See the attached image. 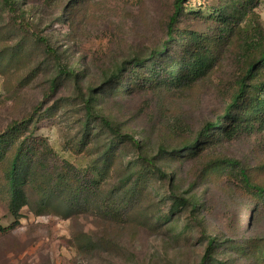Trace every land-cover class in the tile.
Listing matches in <instances>:
<instances>
[{
	"label": "trees",
	"instance_id": "trees-1",
	"mask_svg": "<svg viewBox=\"0 0 264 264\" xmlns=\"http://www.w3.org/2000/svg\"><path fill=\"white\" fill-rule=\"evenodd\" d=\"M0 1L12 18L16 17L15 22L23 20L24 27L28 0ZM184 1H175L162 43L116 62L101 72L95 84L85 83L89 77L86 60L69 63V50L59 54L49 38L33 31L35 47L43 46L59 61L46 97L69 85L85 107V121L71 140L70 150L89 158V163L79 175L74 174L73 167L60 174L54 179L52 191L48 190L51 180L43 174L46 163L41 158L42 143H30L29 138L52 109L41 112L42 107H36L34 115L0 133V202L10 216L18 221L31 196L36 195L38 215L55 210L69 218L82 208H95L111 223H131L154 235L166 230L183 241L199 235L206 245L200 264H229L217 259L229 252L264 264V237L228 235L241 233L233 209L242 199H251L259 215H264V160L250 165L225 152L226 144L242 136L264 133V40L256 35L261 34L263 25L255 12L260 0H216L206 7L189 9H184ZM45 2L46 6L60 8V19L64 20L67 5L78 13L89 0ZM244 36L249 39L247 55L223 108L200 129L183 133L178 142L154 149L146 134L144 139L125 131L100 109L103 100L141 93L171 94L204 85L211 81L224 55ZM29 41L21 38L12 49H2L0 67L10 70L23 66L32 54L30 48L35 49ZM221 184H226L231 198L219 208L213 207L211 190ZM216 216H220V231L209 224L211 220L215 223ZM228 217L225 225L223 220ZM7 229L0 225V234ZM74 240L79 253L106 250L114 244L107 236L93 238L82 233Z\"/></svg>",
	"mask_w": 264,
	"mask_h": 264
},
{
	"label": "rangeland",
	"instance_id": "rangeland-1",
	"mask_svg": "<svg viewBox=\"0 0 264 264\" xmlns=\"http://www.w3.org/2000/svg\"><path fill=\"white\" fill-rule=\"evenodd\" d=\"M175 1L89 0L78 13L67 5L66 17L61 20L60 8L46 6L45 0H28L24 27L21 26L23 20L19 18L15 22L16 17L12 18L0 1V51L12 49L21 38L30 40L31 47L35 48H30L32 54L23 66L10 70L0 67L4 70H0V133L34 115L38 106L42 107L41 112L52 109L38 124L33 138H29L30 143H42L39 148L46 163L43 174L51 180L48 190L52 191L54 179L60 174H66L73 167L74 174L79 175L89 163V158L70 150L71 140L85 121V107L69 85L46 97L57 76L59 61L43 46L36 44L38 48L35 47L31 41L33 31L49 38L59 54L69 50V63L86 60L89 77L85 83L95 84L103 70L164 41L165 26L174 11ZM215 1L185 0L183 6L184 9L206 7ZM255 12L263 25L261 34L256 35L264 40V0H260ZM254 32L251 31L252 36ZM246 40L249 39L244 36L229 49L211 81L204 85L171 94L141 93L103 100L99 102L100 109L125 131L144 139L146 134L154 149L178 142L183 133L200 129L221 111L247 55ZM225 152L255 165L264 160V133L242 136L226 144ZM111 183L112 180L109 186ZM226 191H229L226 184L212 188L209 201L213 207L219 208L221 203L230 200ZM36 199V195L31 196L30 205L21 212L18 221L0 202V225L8 228L7 233L0 234V264H200L205 253L206 245L197 234L189 241L177 240L175 233L166 230L154 235L131 223H111L95 208H82L69 218L55 210L38 215ZM253 206L251 199L244 198L234 207L241 233L237 236L228 232L230 237H264V215H259ZM216 218L215 223L209 221L215 231L220 228V216ZM228 219L223 220L225 225ZM179 222L182 225L183 219ZM80 233L93 238L107 236L114 244L106 250L79 253L74 237ZM217 259L229 264H254L231 252L218 255Z\"/></svg>",
	"mask_w": 264,
	"mask_h": 264
}]
</instances>
